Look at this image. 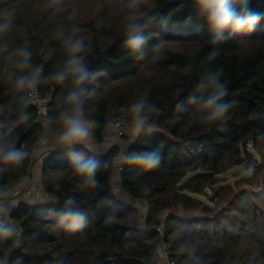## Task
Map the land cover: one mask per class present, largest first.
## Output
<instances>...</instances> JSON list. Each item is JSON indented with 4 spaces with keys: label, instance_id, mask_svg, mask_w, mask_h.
<instances>
[{
    "label": "trees",
    "instance_id": "1",
    "mask_svg": "<svg viewBox=\"0 0 264 264\" xmlns=\"http://www.w3.org/2000/svg\"><path fill=\"white\" fill-rule=\"evenodd\" d=\"M88 1L0 0V25L10 22L0 32V143L28 153L21 164L0 173V190L27 176L31 149L44 129L36 122L30 86L18 81L27 77L37 84L50 124L63 129L60 113L69 107L75 83L70 74L62 81L56 75L67 69L70 44L82 39L81 55L94 74L81 86L86 90L82 109L94 122L97 141L108 115L130 110L142 97L159 109L149 121L157 130L145 128L131 142L124 138L126 157L157 150L159 166L145 171L126 160L119 171L122 191L146 204L145 222L138 208L114 192L117 147L101 157L83 146L53 151L43 161L41 183L54 200L17 205L12 216L23 235L18 247L12 237H0V264L6 259L55 264L61 258L65 264H149L160 244L173 264H264V180L258 179L264 164L247 149L264 147V20L250 32L230 35L228 30L226 39L214 42L197 0H143L139 23L145 26V44L133 50L126 31L114 34L95 16L81 20L56 14L57 7ZM249 6L264 12V0H249ZM169 41L185 47L163 44ZM22 49L31 53L26 67H21ZM217 72L228 85L225 99L235 103L224 117L202 123L190 97L206 95L208 77ZM78 158L99 163L95 187L76 171ZM241 164L253 170L243 179L249 190L235 193L231 185L218 186L220 175ZM70 198L87 214L76 231L58 224Z\"/></svg>",
    "mask_w": 264,
    "mask_h": 264
},
{
    "label": "clouds",
    "instance_id": "2",
    "mask_svg": "<svg viewBox=\"0 0 264 264\" xmlns=\"http://www.w3.org/2000/svg\"><path fill=\"white\" fill-rule=\"evenodd\" d=\"M53 3H58V0H53ZM197 3L200 14L214 35V42L226 39L224 33L228 30H230V35L250 32L260 21L264 20V12L253 10L249 6V0H197ZM237 3H239V8H237ZM140 4L141 0H129V7L132 11L126 17V34L128 37L126 43L133 50H140L145 44V38L142 35L145 26L139 23V16L136 12ZM59 10L57 8V11ZM9 27L10 22L0 25V32ZM156 47L159 51V46ZM84 49L85 44L82 39L72 42L70 44L71 58L67 62V69L65 72L56 75V78L62 81L66 75L70 74L75 83L73 92L67 98L69 107L60 113L64 130L59 139L62 144L66 145L85 143L91 135L94 123L84 118L82 109V97L86 90L81 86L94 76L84 63V57L81 55ZM20 54L23 57L21 67H26L31 53L27 49H22ZM215 55L216 53L213 52L210 58H214ZM36 71L38 72L39 69H36ZM220 75L219 72L210 74L208 84L205 86L207 88L206 95L190 97V102L196 105L202 123H212L224 117L235 103L225 99L228 95V85L226 81H221ZM18 84L20 86H30L31 81L27 77H22ZM158 111L159 109L150 103L146 97H142L133 103L130 112L133 116L134 131L139 134L145 128H152L153 125L149 121L152 114ZM27 155L28 153L23 149H16L13 146L0 143V173L8 167L18 166ZM125 159L145 171H150L159 166L161 155L159 151L152 150L133 153ZM99 167V163L94 160L85 161L78 158L75 163L76 171L84 176L85 182L92 187H95L97 183L95 176ZM5 195L6 193L0 190V199ZM8 212L7 206L0 202V217L6 216ZM86 221V212L77 206L71 198L66 201L64 209L58 216V224L61 226L66 225L71 231L79 230ZM16 233L17 227L14 224L0 219V237L7 239L13 237ZM16 264H21V261L17 260ZM55 264H65V261L61 258L55 261Z\"/></svg>",
    "mask_w": 264,
    "mask_h": 264
},
{
    "label": "rangeland",
    "instance_id": "3",
    "mask_svg": "<svg viewBox=\"0 0 264 264\" xmlns=\"http://www.w3.org/2000/svg\"><path fill=\"white\" fill-rule=\"evenodd\" d=\"M141 6L140 8L138 7L136 9L137 15L140 17V14H142L141 12V8L144 7L146 8V2L141 0V4L139 5ZM41 8L47 10L51 8V5H47V4H41L40 5ZM77 6L73 7V6H69L66 8H59L60 10L57 11L56 9V14L59 16L60 14H67L69 16H71L73 19H90V18H94L93 16H95L96 18H98L97 20L103 21L104 23L107 24V29L111 30L114 34H121L123 32L126 31V17L131 13V9L129 7V3H125L119 0H91L88 1L87 3L81 4L79 5L77 8ZM110 32V33H112ZM163 44H166L167 46H169L170 48L173 49H181L184 48L185 45H182L183 43H180L179 41H169V42H165ZM188 45L186 44V47ZM246 49L248 51H253V46H251V44L245 45ZM147 77L149 75H151L150 72L147 71ZM153 125V129L157 130V127L154 123H152ZM64 129L61 130H56L57 133L55 135H62ZM134 132V129L130 130V132ZM93 132V131H92ZM129 132V134H130ZM137 134V133H136ZM115 135V134H114ZM94 136V135H93ZM129 136V135H128ZM128 136L126 138L125 141L129 140ZM132 137H134V135L132 134ZM130 138V137H129ZM115 140H116V136H115ZM114 140V141H115ZM97 141V140H96ZM113 141V142H114ZM128 142V141H127ZM113 145V143L111 144ZM112 147V146H111ZM263 148V150L261 149ZM260 149L258 148H253V145L250 144L248 146V152L251 154L252 158H255V160L258 162V164H264V147H261ZM118 161V158H117ZM253 176V170L248 169L246 167V164H241L225 173H223L222 175L219 176V183L218 186H226V185H231L233 187V191L236 193L239 190H249L250 188L243 183V179L246 177H251ZM258 179L260 181V183L263 182L264 180V171L259 174ZM33 185V184H32ZM42 187V184H41ZM116 188H120L119 185L116 186ZM115 194H117V198L121 199V201L124 199L126 200V202H129L128 204H132L134 205L136 208L139 209L141 215H142V224H144L145 222V215L147 214V206L146 204H144L141 201H135V200H131L128 196H126L125 193L123 198L121 197L120 193H118L119 191H117ZM20 191V190H19ZM255 192H260L261 189L260 188H255L254 189ZM38 192H40V189L38 190ZM213 195V193H210V195ZM200 199H202L204 202L208 203V204H212V202L209 200V198L207 197H199ZM23 200H27L25 198V195L21 193L18 195L14 196V201L12 202V205L17 206L18 204H20ZM54 200V199H53ZM182 216H184L183 214H181ZM197 215V214H196ZM187 216V215H185ZM195 216V214H194ZM188 217H191L190 215H188ZM14 241V247H18L20 244V240H18L17 238H13ZM158 261L162 264H168L167 263V259L162 255L161 257L158 256Z\"/></svg>",
    "mask_w": 264,
    "mask_h": 264
},
{
    "label": "crops",
    "instance_id": "4",
    "mask_svg": "<svg viewBox=\"0 0 264 264\" xmlns=\"http://www.w3.org/2000/svg\"><path fill=\"white\" fill-rule=\"evenodd\" d=\"M132 134L134 137H132ZM61 135H53L47 127H44L42 134L39 136L35 144L33 145L30 152V163L28 168V174L20 182L16 183L19 186L16 189H19L22 194L25 195L26 201L23 200L21 203H24L29 206L45 205L53 201V198L48 196L43 188L41 187V170L44 159L53 151H59L67 148H75L78 146H83L92 152L95 156L101 157L105 156L114 148L115 135L112 131L104 129L102 133V140L96 141L91 130V135L85 143H77L72 145L62 144L60 142ZM138 134L130 132L128 138L129 142L135 140ZM114 141V142H113ZM113 143V145H111ZM112 146V147H111ZM119 159L117 157L113 160L112 165V183L114 192H116V186L119 185L120 188L117 189L123 198L124 192L120 186V174L118 171ZM33 184V185H32ZM40 189V192L38 190ZM117 195V194H116ZM126 196H128L126 194ZM131 200H135L132 197L128 196ZM119 199V198H118ZM121 200V199H120ZM125 203L126 200H122ZM138 201V200H135ZM131 204V203H130ZM132 205V204H131ZM134 206V205H133ZM159 264H162V262Z\"/></svg>",
    "mask_w": 264,
    "mask_h": 264
},
{
    "label": "built area",
    "instance_id": "5",
    "mask_svg": "<svg viewBox=\"0 0 264 264\" xmlns=\"http://www.w3.org/2000/svg\"><path fill=\"white\" fill-rule=\"evenodd\" d=\"M30 98L32 104L37 110L36 122L43 127H47L49 131L53 135H55L57 131L50 124L46 114L47 101L41 97L39 87L35 82H32L30 85ZM105 129L112 131L116 136L114 147H117L119 149V153L117 155V158L119 159L118 171H121L123 165L126 163V153L124 150L126 144L124 138L129 135L130 130L134 129L133 116L130 110L123 109L117 116L108 115L105 120ZM18 186L19 185L16 184L3 190L6 195L2 199H0V202L4 203L7 206L9 212L6 216L0 217V219H2L4 222L12 223L17 227V233L12 238H17L18 240H20L23 235V228L16 222V220L12 216L13 212L17 208V206L12 205V202L14 201V196L20 193L19 189H16ZM162 255L167 259L168 264H173L168 259L167 248H165L161 244L156 249V259L151 261L149 264H159L158 256L161 257ZM3 264H9L7 259Z\"/></svg>",
    "mask_w": 264,
    "mask_h": 264
}]
</instances>
